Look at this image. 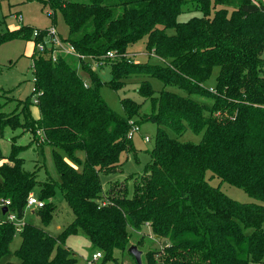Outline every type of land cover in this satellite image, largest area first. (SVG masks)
Returning <instances> with one entry per match:
<instances>
[{"label":"trees","instance_id":"trees-1","mask_svg":"<svg viewBox=\"0 0 264 264\" xmlns=\"http://www.w3.org/2000/svg\"><path fill=\"white\" fill-rule=\"evenodd\" d=\"M212 1L223 8L211 22H195L186 30L177 18L210 0L40 1L52 13L60 11L67 26L63 41L78 55L79 69L61 56L53 59L50 50L35 48L31 58L40 117H32L29 95L22 122L0 111V131H39L43 143L65 157L54 151L59 181L39 180L23 168V146L11 142L8 155L0 150V161L6 160L0 164V199L9 201L5 213L22 219L28 194L39 186L37 198L44 205L34 213L46 225L52 218L48 200L58 188L72 217L55 237L32 223L20 225L21 241L13 252L18 262L3 264H75L64 240L76 233L102 252L103 261L111 260L114 250L130 247L127 228L139 231L144 225L165 242L161 250L146 253V264H264V5L258 0ZM170 29L175 33L166 34ZM32 32L29 26L6 30L0 44L37 42L44 35L32 38ZM144 38L146 50L168 59L167 65L137 66L124 57L128 46ZM84 57L106 59L112 80L102 84L112 90H120L119 79L136 73L186 93L163 90L154 100L155 111L145 118L156 125L150 160L130 195L126 187L103 194L100 176L124 164L122 154L135 151L130 119L140 103L122 98L124 114L115 113L99 94L102 84L85 67ZM215 67L214 86L206 88ZM137 92L145 101L152 89L145 82ZM187 129L201 134L199 142L179 140ZM215 178L218 183L211 185ZM222 183L241 189L254 202L231 199ZM16 231L14 222L0 219V259Z\"/></svg>","mask_w":264,"mask_h":264},{"label":"rangeland","instance_id":"rangeland-1","mask_svg":"<svg viewBox=\"0 0 264 264\" xmlns=\"http://www.w3.org/2000/svg\"><path fill=\"white\" fill-rule=\"evenodd\" d=\"M40 1L0 0V33H3L10 28L16 29L20 26H29L33 28L32 38L40 36V33L44 34L42 35L41 40L37 42L15 39L0 44V111L7 117L18 115L15 118L19 120V122L23 121L22 113L24 107L26 109L28 106L29 110H32L34 114L37 110L36 103L32 101V104L27 105V102L25 101L27 96L32 95L31 100H33L37 95V91L34 89L35 79L32 68V54H30L32 47L33 51L36 48V52L50 50L53 59L57 56H61L79 69L80 62L78 60V55L63 41L67 35V26L63 21L60 11L56 10L52 13L49 6L42 4ZM44 1L47 2L48 0ZM210 1L209 5H201L199 11H188L181 14L177 18L181 29L186 30L195 22H200L201 24L210 23L214 13L223 8V6L220 5H213V1ZM258 1L264 5V0ZM192 7L193 5L190 3L186 5L187 9H191ZM230 9L231 8H228L227 14H229ZM12 13L19 14L21 19L19 20L10 17L9 15ZM51 28L53 31H51ZM202 28H205V26ZM34 31H37V35H34ZM174 33L175 31L172 29L166 30V34L171 35ZM198 34H200L199 31ZM145 40L146 39L144 38L143 40L128 46L124 57L135 63L137 66H147V64H158L161 66L167 65L169 62L168 59H161L154 55L152 50H146ZM84 58L83 59L86 62L85 67L97 76L100 80V84L112 80V76L109 73L110 66L105 58ZM79 73L83 77L85 83L89 84V77L87 74L81 70ZM217 74L218 68L215 67L213 68L210 77L204 82V87L212 89ZM119 80L122 82L120 90L115 91L102 84L99 86V94L106 104L119 115L124 114L120 102L122 98H131L140 103V106L137 109V114L130 119L132 126L130 132L133 131L131 141L135 151L128 154H122L121 160L124 164L116 166L115 171L110 175H101L100 181L103 194H107L109 191L117 192L123 187H126L130 195L133 185L139 180L140 176L143 174L142 171L144 166L150 160L148 152L153 147L156 125L145 120V118H148V116L155 111L154 100H157L159 92L163 90H170L182 96H186V93L176 87H164L158 78L146 76L144 74L132 73ZM145 82L150 85L152 94L149 96V99L144 101L140 98L137 90L141 88ZM195 100L198 102H204L208 105L211 104V100L207 98L195 97ZM32 117L34 118L33 115ZM166 132L170 136L173 135L172 131L169 129H166ZM200 137L201 134H195L187 129L185 133L180 136L179 140L197 143L199 142ZM11 142L23 146V150L19 155L24 159V170L35 172V175L39 180H46L48 177H51L53 180L59 181V174L54 163V151L64 157L65 154L63 151H60L51 145H45L43 143V135L41 132L36 131L33 134L31 131L21 127L17 130L3 128L2 131H0V150L3 155H8ZM78 156L82 157V153L78 152ZM217 183L218 180L215 178L211 182V185H216ZM220 188L233 200L241 203L254 202V200L244 191L229 185L228 183H222ZM39 191L40 187L35 186L30 193L38 196ZM61 198V192L56 188L54 197L48 200V202H50V207H52V218L46 225L41 222L36 214L30 213V209L24 211L25 216L24 221L22 222L32 223L37 227L43 228L49 235L53 237L57 236L60 228L68 225L72 217L68 205ZM3 216L5 217V215ZM3 216L0 213V219H2ZM14 222L17 231L8 246V253L0 259V264L5 262H18V259L14 257L13 252L18 248L21 241L18 230L22 223H19V221L16 220ZM127 232L130 235V246H136L137 250L141 252V264L147 263L146 253L148 251H158L165 246L164 241L157 239V237L151 233L148 225L141 226L139 231H135L128 227ZM64 245L69 247V249L76 255L77 261L75 264H137L133 255L128 252V249L125 251L114 250L112 259H106L104 261L102 260L103 254L100 252V258L88 263L91 254L95 253L96 250L93 249L87 237L81 233L69 234L64 240ZM156 264L162 263L156 262Z\"/></svg>","mask_w":264,"mask_h":264},{"label":"built area","instance_id":"built-area-1","mask_svg":"<svg viewBox=\"0 0 264 264\" xmlns=\"http://www.w3.org/2000/svg\"><path fill=\"white\" fill-rule=\"evenodd\" d=\"M9 16L17 18L19 20L21 19L19 14L12 13ZM51 31H53V29H51ZM34 35H37V31H34ZM106 55L107 56H112V54L110 52H108ZM33 102L36 103V100L33 99ZM132 133H133V131H131L129 133V136H131ZM8 204H9L8 200L0 199V212H1V209L3 207H6ZM43 205H44L43 201L39 200L37 198V196H35L34 194L29 193L28 196H27V199H26V204H25V208L24 209L36 210V209H39V208L43 207ZM4 215H5V218L7 220H9V221L14 222L16 220L15 214L12 213V212L7 211V213H5ZM100 257H101V253L100 252H96L95 254L92 255V259H97V258H100Z\"/></svg>","mask_w":264,"mask_h":264},{"label":"crops","instance_id":"crops-1","mask_svg":"<svg viewBox=\"0 0 264 264\" xmlns=\"http://www.w3.org/2000/svg\"><path fill=\"white\" fill-rule=\"evenodd\" d=\"M15 28H10L9 30H14ZM16 29H18V28H16ZM52 29V28H51ZM55 31V30H54ZM67 44V43H66ZM33 45V44H32ZM68 45V44H67ZM69 46V45H68ZM70 47V46H69ZM70 49H71V47H70ZM72 50V49H71ZM73 51V50H72ZM32 52H33V47H32V49H31V51H30V54H32ZM69 53V52H68ZM37 110H36V112H35V114H34V112L31 110V113H32V115L34 116V119H38L39 117H40V114H39V110H38V108H36ZM3 154V153H2ZM4 156H6V155H4ZM2 162H6V160H2V161H0V164L2 163ZM26 209H24V211H25ZM1 213V212H0ZM30 213H32V214H35L34 213V210H30ZM3 216V215H2ZM24 216H25V212H23V217H22V219H16V221H19V223H25V222H22V221H24ZM15 223V222H14ZM62 228V227H61ZM61 228H60V230H61ZM60 232V231H59ZM59 234V233H58ZM69 248V247H68ZM96 252H98V251H96ZM95 252V253H96ZM114 252V251H113ZM95 253H92L91 254V257H90V260H88V263H91V261H94V260H96V259H92V255L93 254H95ZM74 254V253H73ZM74 256L76 257V255L74 254ZM98 259V258H97ZM76 261H77V258H76Z\"/></svg>","mask_w":264,"mask_h":264},{"label":"water","instance_id":"water-1","mask_svg":"<svg viewBox=\"0 0 264 264\" xmlns=\"http://www.w3.org/2000/svg\"><path fill=\"white\" fill-rule=\"evenodd\" d=\"M6 210H7V208H6V207H3V208L1 209V214L4 215L5 212H6ZM157 239H158V237H157ZM128 252H129L131 255H133V257L135 258V261H136L137 264H141V261H140V255H141V252L137 250L136 246H133V245L130 246V247L128 248Z\"/></svg>","mask_w":264,"mask_h":264}]
</instances>
